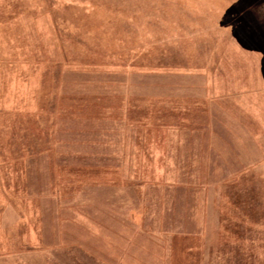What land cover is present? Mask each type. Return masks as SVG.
<instances>
[{
  "label": "rangeland",
  "instance_id": "1",
  "mask_svg": "<svg viewBox=\"0 0 264 264\" xmlns=\"http://www.w3.org/2000/svg\"><path fill=\"white\" fill-rule=\"evenodd\" d=\"M0 264H264V0H0Z\"/></svg>",
  "mask_w": 264,
  "mask_h": 264
}]
</instances>
